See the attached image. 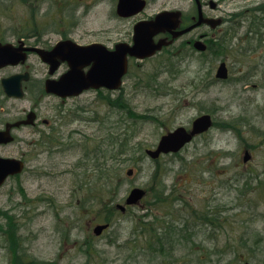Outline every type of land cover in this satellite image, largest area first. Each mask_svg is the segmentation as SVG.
I'll return each mask as SVG.
<instances>
[{"label": "rangeland", "instance_id": "1", "mask_svg": "<svg viewBox=\"0 0 264 264\" xmlns=\"http://www.w3.org/2000/svg\"><path fill=\"white\" fill-rule=\"evenodd\" d=\"M65 1L0 0V39L12 40L40 32L54 45L59 40L56 31L64 28L72 31L78 43L110 39L112 44L131 31V21L119 20L112 5L86 9L75 4L66 7ZM247 5L248 0H226L217 15L242 11L246 14ZM163 8L186 13L192 3L159 0L149 12ZM244 30L243 42L236 45L233 40L232 49L224 55L216 54L209 43L206 54L190 48L189 57L169 56L167 64L163 55L134 68L123 91L107 96L109 104L102 103L95 94L68 102L86 105L84 100L89 99L93 116H84L82 121L66 120L62 127L45 133V139L40 134L30 135L29 130L18 131L19 140L31 137L38 151L33 153L20 179L9 183L13 197H3L6 189L0 194V209L15 218L21 237L15 258L12 245L0 235V264H145L146 258L152 259L145 238L139 235L137 243L131 242L135 238V219L152 206L159 221L168 207L172 212L178 210V205L172 203L173 197L186 199L195 210L189 212L193 217L202 215L208 204L223 212L216 220L221 227L196 228L193 242L179 245V239L174 237L176 251L165 263L264 264V43L259 45L255 39H249ZM223 61L229 67L226 81L216 79L217 68ZM162 63L169 70H159ZM39 68L47 73L42 64ZM45 103L43 117L53 120L51 116L55 114L48 108L59 104L52 98H46ZM15 105L29 108L30 102ZM203 114L214 117L213 128L205 135L195 136L179 154L158 159L146 155L138 159L137 154L126 162L123 158L110 160L111 153L128 136H134V147L142 143L155 149L164 134L179 127L191 128L195 118ZM81 129L85 135H69ZM41 130L47 132L44 127ZM59 132L64 134L61 149L51 143ZM246 151L252 156L247 163ZM10 155H20L17 144L10 147ZM102 164L119 170L120 185L117 180L110 185L99 176L97 165ZM130 169L135 171L132 177L127 176ZM20 183L24 184L30 202L16 193ZM135 187L147 190L146 199L126 215H112L114 225L103 236L95 237L93 230L107 212L94 199L107 202L110 194L118 190L115 207L125 205V198ZM186 214L183 210L177 213L179 224ZM0 223L8 224L5 216ZM188 223L192 225L191 220ZM86 241L91 243L86 249L88 253L82 249ZM22 253L26 255L25 261L19 260Z\"/></svg>", "mask_w": 264, "mask_h": 264}, {"label": "flooded vegetation", "instance_id": "2", "mask_svg": "<svg viewBox=\"0 0 264 264\" xmlns=\"http://www.w3.org/2000/svg\"><path fill=\"white\" fill-rule=\"evenodd\" d=\"M141 1L145 2V6L144 9L139 13L130 17H122L116 14L119 20L131 21L132 26H131V31H129V33H125L123 38L113 42L112 44L110 39H106L103 41H96L88 44H81L78 43L72 37L71 30L67 32L63 30L64 28L57 30L58 32L56 31V33L59 34V40L54 45H51L49 41L46 40L45 33H40V32L37 34L22 35L21 37L16 36L15 38L17 39L12 38V40L0 39L1 43H3L4 45L11 44L12 45L11 50L14 51L16 54L20 55L21 57H24V59L23 60L21 59L22 61H20V63L17 65H9L0 68V136L5 139H10V136L12 138L11 142H4V141L0 142L1 158L20 160L25 164L24 170H26V167L30 162L33 153L35 151H38V147L37 144L34 143V140L30 141L31 137H27L23 140H19L17 136L18 131L29 130L31 132L29 133L30 135L33 136L40 134L41 139H45L46 138L45 133L48 134L52 133L55 127L59 125L62 127V124L66 122V120L67 122L77 119L82 121L84 116L92 117L93 116L92 113L94 111L92 109V103L91 105L87 103V100L89 99L84 100L86 102L84 104H86L87 106L78 105V104L74 105L72 103L68 104V102L75 100L77 101L85 95L92 96L93 94H95L102 101V103L109 104V97L107 96L110 94L113 95V94L121 93L123 91L126 80L130 75L131 70H133L136 67L144 66L147 64V62L151 60L166 55L165 59L167 64H169L167 60V57L169 56L189 57L192 54L189 51L190 48L195 50V52L203 55L206 54L207 50L210 48L209 43L213 44L214 46L216 45L215 43L217 41V49L219 50L220 43L222 44L224 40L231 39L228 49H224V52L227 53V51H229L233 47V43H232L233 40L237 41L236 45H238V43L240 42H243L245 36L244 34L241 35V32L244 29H245L244 30L245 34L247 37H249V39L251 40L255 39L256 41L262 40V42L264 43V30H261L262 33L261 31H259L261 29L260 26L264 27V0L263 1L248 0L249 6L247 5L248 7L245 9L246 14H243L242 11L239 13L238 12L230 13L225 16L221 14L217 15V12H221L223 4L226 3V0H199L204 18L221 20V24L216 29H214L210 25L203 23L202 25L196 27L195 29L183 34L174 41H173V32L184 31L185 29L192 27L193 25L198 23L200 16V8H199V4L197 3V0H191L192 8L189 12L186 13H184L179 9H170V8L160 9L159 12L158 11L149 12L153 3L158 2L159 0H141ZM65 3H66V7L75 4L76 6H84L86 9H90L92 7H96L99 5L101 6L112 5L117 11L120 0H66ZM164 11H177L181 13V18H180L181 21L179 27L174 31L165 30L159 32L155 34L153 37L152 36L149 37L147 35L146 42H150L152 45H159L160 42H163L162 49L159 50L156 53V55H154L153 57L146 59H138L137 57L131 56L129 54L127 55L128 73L122 78V84L118 89L111 91L105 87L99 89L89 88L84 90L81 94L77 96L66 97V98L57 94L49 93L47 91L48 82L49 81L54 83L60 82L62 78L65 75H67L68 72L70 71V66L68 62H60L59 66L56 69H54V71L52 72L53 69L51 65L46 63L42 59V57L40 56L39 52L36 49L51 51L59 43L66 41H72L80 46L100 45L105 47L108 52L116 51L117 46L123 44L127 45L128 47H133L135 46V27L140 23L153 22L156 19L157 15ZM239 14H243V17H237ZM233 18L235 20H233ZM229 32H235L236 33L235 37H229L228 35ZM171 41H173V43L169 44ZM197 41H201L206 46L207 50L198 51L195 47ZM67 48L68 47H65L64 49L66 50ZM173 48L176 49L175 53H173L172 50ZM230 53L234 57V53L233 52ZM40 64H42L47 69V73L42 72V70H40L39 68ZM90 69L91 66L85 67L83 69L84 75H87ZM159 70H169V68L168 66L162 63L159 66ZM14 77L16 78V80H13L15 86L19 85L17 78L20 80V84L24 94L23 99H19L14 96H9L5 90L4 82ZM79 81L80 78L77 77V83ZM46 98L48 99L52 98L56 102H58L57 104H59L58 106L53 105L52 107L48 108L49 110L53 111V114H55L54 117L51 116L53 120L46 119L45 117H43L44 114L46 113L45 109H47L45 103ZM26 100L30 102L29 108L21 109L15 105V102H20V101L23 102ZM96 116L98 115L96 114ZM89 119L90 121H93L91 120V118ZM42 127L46 128L47 132H45V130H41ZM74 133L85 135L82 129L78 131H74L69 135L73 136ZM62 135L64 134H62L61 132H59V135L58 134L54 135V137L56 138L54 145L58 146L57 149H61V145H63L60 140L62 138ZM15 144H17L20 150V155L18 157H14L10 155V147H13ZM20 176L21 175H18L16 177H9L6 180L5 184L2 187H0L1 195H2L1 193L2 190L6 189L5 192L3 193V197L4 196L13 197L14 190L11 187V184L9 185V183L14 180H19ZM17 192L21 195L24 201L26 202L31 201L30 199H28L29 196L27 190L25 189L24 184L23 185L21 183L18 184L16 193ZM0 212L9 215V211L0 209Z\"/></svg>", "mask_w": 264, "mask_h": 264}, {"label": "water", "instance_id": "3", "mask_svg": "<svg viewBox=\"0 0 264 264\" xmlns=\"http://www.w3.org/2000/svg\"><path fill=\"white\" fill-rule=\"evenodd\" d=\"M197 3L200 8L198 23L184 31L173 32V41L203 23L210 25L214 29L221 24V20L204 18L199 0H197ZM144 6L145 2L141 0H120L117 14L122 17H130L142 11ZM180 18V12L166 11L159 14L151 23L138 24L135 27V46L119 45L114 52H108L105 47L100 45L79 46L72 41L61 42L52 51L37 50L42 59L52 66V72L59 66L60 62H68L70 66V71L60 82H48L47 91L66 98L77 96L89 88L99 89L105 87L109 90L118 89L122 84V78L128 73L127 55L129 54L138 59L154 56L162 49L163 42H160L159 45H152L150 42H146L147 35L153 37L155 34L165 30L174 31L180 25ZM173 41L169 44L173 43ZM65 47L68 48L65 50ZM195 47L199 51L207 50L201 41L196 42ZM11 48L12 45L0 43V68L7 65H17L21 59H24V57L12 51ZM89 66H91V69L87 75H84L83 69ZM228 75L226 64H221L217 77L224 80L228 78ZM77 77L80 78L78 83ZM13 80H16V78L14 77L4 82L6 92L9 96L23 98L24 94L20 80L17 78L18 86L14 85ZM212 126L213 120L210 115L201 116L194 121L190 132L184 127H179L163 136L156 149L147 150L146 153L152 159H158L162 154L178 153L195 136L209 131ZM1 141L11 142L12 138L10 136V139H5L0 136ZM250 159L251 156L247 152L244 162L247 163ZM23 169L24 163L22 161L0 158V186L3 185L9 176L21 174ZM132 174L133 170L128 171V176H132ZM145 196V190L135 188L128 195L126 205H137ZM117 208L122 212L126 211L124 205H118ZM108 228V224L97 225L94 228V234L101 236Z\"/></svg>", "mask_w": 264, "mask_h": 264}, {"label": "trees", "instance_id": "4", "mask_svg": "<svg viewBox=\"0 0 264 264\" xmlns=\"http://www.w3.org/2000/svg\"><path fill=\"white\" fill-rule=\"evenodd\" d=\"M260 27L261 29L259 31L264 30L263 26ZM228 35L229 37H235L236 33L229 32ZM230 42L231 39L224 40L222 44L220 43V47L218 50L217 41H216L215 43L216 45L213 46L216 54L217 53L218 54L220 53L221 55L226 54L224 51H221V49H228ZM257 44L259 45L262 44V40L257 41ZM124 140L125 142L120 145L118 150H115L111 153L110 160L116 159L118 161H121L120 158H123L124 162H126L127 160L130 159L133 160L137 156V154L139 157L138 159H143L145 157L146 147L142 143H138L135 147L132 145L134 141V136L132 135L128 136ZM55 141L56 138L54 137V141H52L51 143L53 144L55 143ZM45 143H49V142L45 141ZM97 168H98L97 171L99 172V176L103 179L104 178L107 179L105 180L107 183L112 185L113 181L117 180L119 185L121 184L122 181L121 177L117 178L119 176V170L115 169L114 166L110 167L102 164L101 166L97 165ZM163 191H166L165 187H163ZM110 195L111 196L108 197L109 200L107 202L104 201L102 198L97 199V197L94 200L95 202H97V206L99 208L105 209V211L107 212V215L102 217L100 222L110 223L111 226H113L114 216L112 215L119 213V211L115 207V204L118 199V190ZM172 203L174 205H178L177 206L178 210H173L172 212V210L168 207V210L164 211L165 214H163V217L159 221H158L159 217L156 218L155 214L152 212V206H148L146 208L147 212L144 215L139 216L135 219V224H134V228L136 229L134 230L135 238L132 239L131 242L137 243L138 242L137 236L139 235H142L145 238L146 249L150 251V254L152 255L151 257L153 259L152 260L150 257H148L149 259L146 258V260L144 261L145 264H169L165 262L173 255L172 253L176 251V245L174 244V237H177V239H179L178 244H181L183 240L189 241L193 238L192 232L187 230L189 228L193 230V225L190 226V224L188 223L189 220H191L192 224L194 221V225H196L197 227L208 226L209 223L215 225L216 227H221V224L220 223L218 224V222L216 223V220L218 221V218L221 216L223 209L212 207L211 205L208 204L206 207L203 208L202 215L198 214L197 216L193 217L192 214H189V212L195 210H193V207L190 206V203L186 199H183L181 197H175V198L173 197ZM182 210L185 213H187L186 214L187 216L186 219L182 220V223L179 224L177 213L182 212ZM129 211L127 212V214L129 213ZM1 216L6 217L8 224L6 226H2V224L0 225V230H3L2 232H0V235L4 236L5 239L4 241H6V243L8 242L12 245L13 254L14 257L16 258V252L20 251L19 247L21 241V237L18 233L19 227L16 225V220L14 217H10L8 214H3L2 212H0V217ZM93 221L96 222L97 220L93 219ZM157 227L159 228L157 229ZM178 227L180 228L179 233H177L179 230ZM4 228H8V230H5ZM169 233H176V234H169ZM90 244L91 243L89 241L83 243L82 249L85 250V252L87 253L88 250L86 249L91 247ZM168 245L170 246L167 247ZM23 257H26L24 253H22V257L19 255V260L25 261L27 259V258L23 259ZM158 258H162V260L159 261ZM154 259H157L159 262L154 263L153 262ZM32 260H34V258ZM34 261H36V259ZM135 262H137V259L135 260Z\"/></svg>", "mask_w": 264, "mask_h": 264}, {"label": "bare ground", "instance_id": "5", "mask_svg": "<svg viewBox=\"0 0 264 264\" xmlns=\"http://www.w3.org/2000/svg\"><path fill=\"white\" fill-rule=\"evenodd\" d=\"M170 264V263H169Z\"/></svg>", "mask_w": 264, "mask_h": 264}]
</instances>
